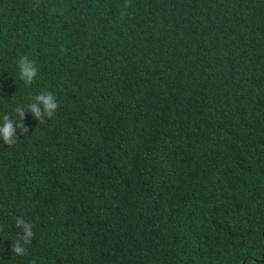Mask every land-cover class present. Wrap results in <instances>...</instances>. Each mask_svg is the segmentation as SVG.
Returning a JSON list of instances; mask_svg holds the SVG:
<instances>
[{"label": "trees", "instance_id": "16d2710c", "mask_svg": "<svg viewBox=\"0 0 264 264\" xmlns=\"http://www.w3.org/2000/svg\"><path fill=\"white\" fill-rule=\"evenodd\" d=\"M41 91L0 139V264H264V0H0V123Z\"/></svg>", "mask_w": 264, "mask_h": 264}, {"label": "clouds", "instance_id": "9594fccd", "mask_svg": "<svg viewBox=\"0 0 264 264\" xmlns=\"http://www.w3.org/2000/svg\"><path fill=\"white\" fill-rule=\"evenodd\" d=\"M125 7H127V3L125 4ZM121 16L123 17L124 13H121ZM18 68L20 79H22L25 84L30 85L38 74V69L35 66V63L29 60L27 56L20 58ZM58 107L59 104L52 92H39L31 97V102L26 106L17 105L13 109L12 115L7 113L3 115L2 123H0V139H2L4 144L8 147L15 145L18 137L17 127L20 129V135L29 131V129L24 125L26 112L30 111L35 119H37L40 123H43L45 118H51L54 115ZM16 114H18V120L16 118ZM14 224L16 228H19L22 231L19 234V239L14 245H12V251L16 255L23 256L27 254V248L23 245L30 244L34 236L33 225L26 222L23 217H17ZM2 230V226H0V231Z\"/></svg>", "mask_w": 264, "mask_h": 264}]
</instances>
